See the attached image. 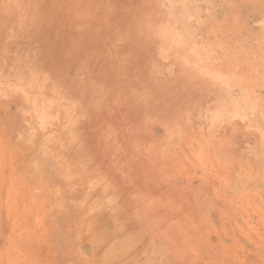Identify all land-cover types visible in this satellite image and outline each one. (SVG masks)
<instances>
[{"label":"rangeland","instance_id":"1","mask_svg":"<svg viewBox=\"0 0 264 264\" xmlns=\"http://www.w3.org/2000/svg\"><path fill=\"white\" fill-rule=\"evenodd\" d=\"M0 264H264V0H0Z\"/></svg>","mask_w":264,"mask_h":264}]
</instances>
